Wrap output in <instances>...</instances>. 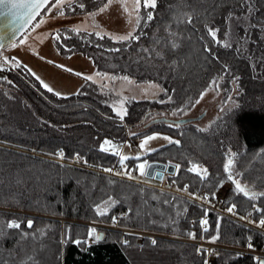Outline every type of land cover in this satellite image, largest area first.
<instances>
[{
  "label": "trees",
  "instance_id": "trees-1",
  "mask_svg": "<svg viewBox=\"0 0 264 264\" xmlns=\"http://www.w3.org/2000/svg\"><path fill=\"white\" fill-rule=\"evenodd\" d=\"M169 2L178 5L175 14L167 11ZM100 3L89 6L95 8ZM188 3L191 8L184 0L158 3L155 19L141 20L138 40L114 42L90 33L70 32L56 40V47L65 56L79 52L93 57L101 70L165 87L171 100L157 107L155 100L130 102L126 118L134 122L153 117L155 108L157 113L182 109L177 114L181 115L221 72L231 80L239 77L235 82L242 100L237 114L232 116L227 111L207 132L193 123L176 128L170 126L175 124L156 122L126 138L124 119L114 114L107 96L97 94L96 88L57 96L27 76L12 74L8 90L13 85V95H5L10 92L0 88V264H208V252L198 241H211L218 224L219 238L214 243L220 247L214 250L213 264H259L264 258L260 255L264 254V229L240 220L245 217L259 225L264 212H257L253 205L264 209V197L251 201L237 193L223 169L235 153L234 176L240 173L236 178L242 185L264 192V32L259 29L264 24V0H254V10L247 16L237 0ZM193 10L191 25L175 18ZM147 11L153 10L141 8L140 15L146 16ZM229 11L238 19L226 21ZM207 27L220 29L217 38L221 44L213 42ZM244 30L249 34L248 42L238 45L236 41ZM169 32L176 35L169 36ZM172 42L180 47L172 49ZM223 43H232V48H224ZM206 46L213 52H205ZM239 46L244 48L241 53L236 51ZM225 64L230 68L228 73ZM151 132H167L181 143H168L126 159V171L137 174L142 162L179 164L176 174L167 175L168 183L175 182L177 189L187 186L191 193L208 194L209 205L216 200L211 193L217 196L222 190L223 212L104 171L121 164L118 153L109 145H105L109 151H101L105 139L113 144L126 139L135 143L137 137ZM59 150L65 154L62 160L54 155ZM76 153L83 160L75 162ZM193 165L207 168L208 177L201 180L188 171ZM109 197L116 202L107 207L105 215H98L96 206H103ZM232 204L236 205L234 217L227 214ZM205 208L208 223L201 225ZM10 219L21 222V228L7 229ZM29 219L32 228L27 227ZM88 223L108 226L98 228L101 240L88 237V231L94 228ZM122 230L155 236H144L139 242V236ZM152 239L156 245H152ZM74 240L87 243L77 245L71 242ZM197 249L204 251L198 253Z\"/></svg>",
  "mask_w": 264,
  "mask_h": 264
},
{
  "label": "rangeland",
  "instance_id": "rangeland-1",
  "mask_svg": "<svg viewBox=\"0 0 264 264\" xmlns=\"http://www.w3.org/2000/svg\"><path fill=\"white\" fill-rule=\"evenodd\" d=\"M99 1H101V3L95 8H91V6H89L92 2ZM99 1L82 0V2L85 4V8L80 9L78 7V3L81 2V0H72V7L75 8V11H71L68 8L67 0H64V3L62 5H58L55 8H53L50 3L35 19L32 25L23 33V35H21L17 40H15L7 47L0 49V63H2L3 57L5 56L16 57L19 61H21L22 64L27 65L34 72H36L46 83L52 86L54 88V92L59 91L61 93L60 96H69L72 94H76L79 91H83L87 88H96L97 94L104 97L107 96L108 99L106 102L111 106L112 111L115 115H117L116 110L126 111V114L123 118L126 126V138L132 137L133 135L142 132L151 124V121L153 119L158 117H166L170 119H180L188 117L195 118L202 114L200 118L195 119L189 123L195 124L200 130L206 129L205 131L207 132L211 127H214L216 123L221 121V117L225 113H227V111L234 109L240 103V99L242 100V94L238 88L237 82L228 79L221 72L214 75L207 87L193 102V105L187 110H184L181 115H173L172 112L168 113L166 111L157 113L156 111H158V108H155L154 115H152L153 117L151 118L145 116L143 119H140L137 122L132 121L130 117L126 118L131 101L135 102L151 100L153 102L155 100L154 103L156 102V105L154 106L157 107L161 103L168 102L169 97L171 96L168 94L166 88L157 82H139L134 78L127 76L132 82L129 83L128 81L122 79L123 77H125V75H115L109 70L99 69L95 60L91 56L79 52L65 56L61 54L56 47L55 34L57 30H59L61 34L60 40L62 39V36H67V34L70 32L90 33L97 37L95 35V32L99 31L102 35H104L103 39H108L114 42H118V40L114 39V37L126 35L129 31L132 30L133 26L135 25L136 17L135 0H113V3L103 13H99L98 9L100 7H103L104 3H107V0ZM61 7H63L64 9V16H60L58 14ZM124 7L128 8L131 16H129L128 13L124 12ZM141 8H143L142 0ZM90 12L98 13L95 19L88 15V13ZM130 20L131 22H129ZM71 29H77V31H72ZM97 38L101 39L100 37ZM21 40L24 41L23 44L20 43ZM41 57H43L44 59H41ZM49 60L53 61L54 63H47L46 61ZM55 65H64L67 68L73 69V72L64 71L63 69L56 67ZM259 69L262 70L260 66ZM76 72L82 73L83 76L75 75L74 73ZM97 72H99L101 75L98 76ZM0 73H2L0 74V77H7V79L11 81L13 80L11 76L12 74H20L21 76H27L31 81L39 84L35 77L27 73V71L23 67L15 68L12 65H8L6 66V70ZM84 76H91L92 79L85 80L83 78ZM30 80L28 79V81ZM214 80L216 81L215 84L212 83V81ZM0 81L1 89H7L8 92L13 89L12 85V87H10L8 90V83L3 80ZM154 85H158L159 87H154ZM13 93L14 92H10L7 95L10 97V95H13ZM202 94L203 97L201 98ZM230 97L231 99H229ZM243 99L246 100L245 97ZM121 101H123L122 105ZM197 101L199 102L197 103ZM10 102L15 103V100L11 99ZM148 136H156L157 138L150 140L148 145L145 148L141 149V142ZM165 136L171 137L173 140H177L175 136L167 132H151L150 134L137 137L135 143H132L130 142V140L126 139L119 144H114L116 148L111 149L118 153L120 160L121 156H127L128 158L139 157L162 145L168 144V141L163 139V137ZM69 163L71 164V162ZM142 164L146 166L147 163L142 162ZM122 165L124 167H122ZM111 169H113L112 173L107 172V174L110 176H117L119 178L133 180L141 185L155 187L159 190L166 191L179 197H183L185 199L187 198V200H193L180 193V191L178 190H168L165 187H157L159 182L149 179L145 177V175L140 176L139 172L137 174H132L134 177H136V179H129L127 176L115 175V172L126 171L125 162H122L119 166H114ZM167 175L168 174H165L166 180ZM224 185L227 186V184ZM223 194L224 193L222 190L219 191L216 198H219V195ZM200 203H203L204 207H208L207 203L206 205H204V201ZM214 205L209 207V209H212L216 212L221 211L220 209L214 207ZM227 214L234 217V215L231 213ZM240 220L246 222L247 224L249 223L252 226L256 225L259 229H264V226L257 225L255 222H252L248 218ZM88 224L94 227L96 229V232L98 231V228L108 227L97 223ZM114 228L116 227L114 226ZM122 231L133 233L139 236V242L142 241V238L144 236H155L154 234L144 231ZM198 244L207 250L208 264H213L214 250L219 248L220 246L215 244L214 242L206 240H199Z\"/></svg>",
  "mask_w": 264,
  "mask_h": 264
},
{
  "label": "snow or ice",
  "instance_id": "snow-or-ice-1",
  "mask_svg": "<svg viewBox=\"0 0 264 264\" xmlns=\"http://www.w3.org/2000/svg\"><path fill=\"white\" fill-rule=\"evenodd\" d=\"M238 4H240V6L244 9V15H249L250 13L253 12V5H254V0H237ZM51 3V6L53 8L57 7L58 5H62L64 3V0H0V10L3 9H7L9 13L12 14V16L15 18V20L17 21H23V23L20 24V27H23L24 24L29 23V21H31L33 19V17L35 15L38 14L39 10L42 8H45L46 6H48ZM113 3V0H107V3H104L103 7H100L98 9L99 13H103L105 10H107V8ZM158 3L162 4L163 0H142V6L145 10L147 9H152L153 11H147L146 16H141L140 15V9H141V0H135V12H136V17H135V25L133 26L132 30L129 31L126 35H120L118 37H114V39H117L118 41H130V40H138L139 39V34L137 33V28L140 27L141 25V20H145L146 22H150L152 20L155 19V15L154 12L157 9ZM185 5L188 8H191V4L188 3V0H184ZM67 6L71 11H75V8L72 7V0H67ZM177 4L169 2L167 4V11L170 14H175L176 8H177ZM78 7L80 9H84L85 8V4L82 2L78 3ZM124 12L128 13L129 16H131V13H129V10L127 7H124ZM3 14V13H0ZM60 16H64L65 12L63 7L60 8L59 13ZM98 13L97 12H90L88 13V15L90 17H92L93 19H95L96 15ZM195 16V10H193L192 12H183L181 16H176L175 18L177 19V21L181 24H186V25H191L193 23V19ZM196 18L198 19V16H196ZM226 21H231L233 19H238V17L236 16V14L233 11H229L227 13V16L225 17ZM131 22V20L129 21ZM253 27H257V24H253ZM259 29L260 31L264 32V24H260L259 25ZM18 30V29H15ZM14 30V31H15ZM72 31H77V29H71ZM220 31V29L218 28H213V27H207V32L208 35L211 36L212 40L214 43L216 44H221V40H219L217 38V33ZM95 35L97 37H100L101 39L104 38V35L101 34V32L97 31L95 32ZM176 33L174 32H169V36H175ZM61 38V34L60 31L57 30L56 34H55V39L57 41H60ZM249 39V34L247 32V30H244V33L239 37V39L236 41V43L238 45L241 44V42L247 43ZM0 40H2V38H0ZM159 42V41H157ZM21 44L24 43L23 40L20 41ZM15 46V45H13ZM222 46L224 48H232V43H223ZM4 44L0 43V49H3ZM180 47V44L176 43V42H172L171 43V48L172 49H177ZM115 51H119V49H115ZM204 51L207 53H212L213 49L210 47H205ZM237 53H241L244 51V48L242 46H239L236 48ZM158 56H161V58H163V54L162 53H157ZM214 59H219L218 56H213ZM41 59H44L43 57H41ZM49 64L54 63L53 61H46ZM262 62H264V57H262ZM8 65H12L15 68H20L23 67L27 73H29L31 76L35 77V79L39 82V84L46 89L48 92H54V88L52 86H50L48 83H46L36 72H34L31 68H29L27 65H24L21 63V61H19L16 57H3L2 63H0V72H3L6 70V66ZM56 67H59L61 69H63L64 71L67 72H73V69L67 68L64 65H55ZM224 71L226 73L230 72V68L227 64L224 65ZM77 76H83L82 73L76 72L74 73ZM97 75H101L99 72H97ZM85 80H91L92 77L91 76H84L83 77ZM125 81H128L129 83H132L129 78L127 76L122 78ZM234 81L239 80V77H234L233 78ZM0 80L5 81L8 84H12L13 82L11 80H8L7 77H0ZM212 83H216V81H212ZM154 87H159L158 85H154ZM163 90V89H161ZM55 95L60 96L61 93L59 91H55L54 92ZM5 95H7V93H5ZM203 97V94L201 95V98ZM231 99V97L229 98ZM169 100H171V97H169ZM199 101H197L198 103ZM123 104V101H121V105ZM241 106L237 105L235 109H231V115L235 116L238 112V110L240 109ZM183 111L182 109L177 110V112H173V115H177L178 112ZM116 114L117 116H119V118L121 120H123L124 115L126 114V111H122V110H116ZM186 114V113H185ZM170 126H174L176 128L180 127L179 123H176L175 125H170ZM206 129H201V131H205ZM156 136H148L146 139H144L141 144H140V148L143 149L145 148L150 140L156 139ZM163 139L167 140L168 143L170 144H175V145H180L181 141L180 140H173L171 137H163ZM105 145H109L111 148L115 149L116 146L113 144V142L111 140L105 139L103 141V143L101 144V151H109L108 147H105ZM118 151V150H117ZM54 155H56L59 159H64V152L63 150H59L57 153H54ZM235 153H232L229 158L227 159V161L224 163L223 169L224 172L227 174V180L230 181L234 187H235V191L237 193H242L243 196L247 197L249 200L251 201H255L258 197H264V192H255L252 191L251 189H249L246 185H242L240 179H237L236 177L240 176V173H235V176L233 174V168H234V160L232 159V156H234ZM74 159H76L77 161L83 160V158L80 156L79 153L75 154ZM128 159L127 156H121V163L123 162V160ZM84 163H87L86 160L83 161ZM139 168V174L140 176H144L146 175V166L144 164H140L138 166ZM180 169V165L176 164L175 168H174V172L173 174H176V172H178ZM104 171L106 172H113V169L111 168H106L104 169ZM188 171L190 172H194L196 173L199 178L201 180H205L208 175H209V171L207 168L202 167L200 165H193L191 168L188 169ZM115 175H122V176H127L129 179H136V177H134L132 175L131 172L128 171H122V172H115ZM175 183V182H173ZM220 187H223V185L221 184ZM178 191H183V192H188V188L187 186H185L183 189H177ZM189 196H191L193 199H199L202 200L204 202L207 203H211V200L209 199V195L205 194L203 196H198L196 193H188ZM211 196L213 199L216 198V193L213 192L211 193ZM177 199L176 197H173V200ZM116 201H114L111 197L108 198V200L103 202V206L101 205H97L95 208V211L98 215H105L106 214V210L107 207L111 206L112 204H114ZM168 201H165V203H167ZM253 207L255 208V210L257 212H264V209L256 207L255 205H253ZM235 209H236V205L232 204L229 207H227V212L231 213V214H236L235 213ZM208 214V209L205 208L204 209V217L202 218L200 223L201 225H207L208 221L206 219V216ZM250 215V214H249ZM245 217H241V219H244ZM115 217L113 218V221L115 222ZM260 226H264V218L260 219L258 221ZM33 226V221L31 219L27 220V227L28 228H32ZM6 228L7 229H20L21 228V222H18L15 219H10L6 222ZM207 229L205 228V231ZM25 235H27L25 233ZM189 237L192 239H195V234L193 233H188ZM88 237L93 240V241H99L102 239L101 234H98L96 232L95 228H92L88 231ZM67 238V236H66ZM219 238V224L217 225V234L213 237H211V242H215L217 239ZM249 240H251V237L248 238ZM77 245H81V244H86L87 241H81V240H74L71 241ZM125 244H127V241L124 242ZM152 245H156L157 241L155 239L151 240ZM248 247L251 248L252 244L249 243ZM204 250L203 249H197L198 253H202ZM205 264H207V262H205ZM259 264H264V260H260Z\"/></svg>",
  "mask_w": 264,
  "mask_h": 264
},
{
  "label": "water",
  "instance_id": "water-1",
  "mask_svg": "<svg viewBox=\"0 0 264 264\" xmlns=\"http://www.w3.org/2000/svg\"><path fill=\"white\" fill-rule=\"evenodd\" d=\"M47 7V6H46ZM45 7V8H46ZM42 8L39 10L38 14L33 17L29 23L24 24L23 27H20V24L23 23V21H17L12 16L11 13L8 12L7 9L0 10V43L4 44V47H7L11 43H13L15 40H17L23 33L32 25V23L35 21V19L41 14V12L45 9ZM18 29V30H15ZM15 30V31H14ZM202 116L199 115L197 117H188V118H180V119H170L166 117H158L151 121V123L156 122H166V123H179L180 125L192 122L195 119H198ZM175 165L173 164H165L157 161H151L146 164V175L145 177L149 179H155V180H161L164 176V174H173ZM102 235V233H99ZM260 260H264V258H261ZM259 260V261H260Z\"/></svg>",
  "mask_w": 264,
  "mask_h": 264
},
{
  "label": "built area",
  "instance_id": "built-area-1",
  "mask_svg": "<svg viewBox=\"0 0 264 264\" xmlns=\"http://www.w3.org/2000/svg\"><path fill=\"white\" fill-rule=\"evenodd\" d=\"M74 161L76 162L77 160L74 159ZM122 167H124V166L122 165ZM157 182H159V184H158L157 187H160V188L165 187V188H167L168 190H176V189H175V186H174L173 183L170 184V185L166 184V180H165V178H163L161 181H157ZM165 184H166V186H165ZM180 193L184 194L185 196H187V197L190 198V199H193L191 196L188 195L187 192L180 191ZM196 194H197L198 196H203V194H199V193H197V192H196ZM193 201H196V202H199V203H200V202H203L202 200H199V199H193ZM221 202H222V195H219V198H216V200H215V203H214L215 205H214V204H213V205H214V207L220 209V210H221L220 212H223V207H222ZM206 203H207V202H204V205H206ZM202 204H203V203H202ZM207 206H208V207H211L212 205H209V204L207 203ZM224 213L226 214V212H224ZM257 254H259V253H257ZM260 255L264 256L263 253H260Z\"/></svg>",
  "mask_w": 264,
  "mask_h": 264
},
{
  "label": "bare ground",
  "instance_id": "bare-ground-1",
  "mask_svg": "<svg viewBox=\"0 0 264 264\" xmlns=\"http://www.w3.org/2000/svg\"><path fill=\"white\" fill-rule=\"evenodd\" d=\"M163 178H165V176H164ZM163 178H162V179H163ZM162 179H161V180H162ZM161 180H159V181H161ZM165 180H166V179H165ZM166 182H167V180H166ZM172 183H173V182H170V183L167 182L168 185H170V184H172ZM173 184H174V186H175V183H173ZM175 189L177 190L176 186H175ZM187 193H189V192H187ZM192 193H193V192H192ZM194 193H196V192H194ZM197 193H199V192H197ZM199 194H200V193H199ZM201 204H202V203H201Z\"/></svg>",
  "mask_w": 264,
  "mask_h": 264
}]
</instances>
